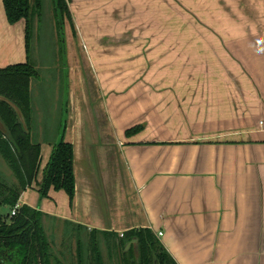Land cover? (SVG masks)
Instances as JSON below:
<instances>
[{
  "label": "crops",
  "instance_id": "1",
  "mask_svg": "<svg viewBox=\"0 0 264 264\" xmlns=\"http://www.w3.org/2000/svg\"><path fill=\"white\" fill-rule=\"evenodd\" d=\"M69 9L64 63L43 76L26 21L11 25L0 0V70L31 64L41 105L48 78L58 104L69 87L74 201L53 189L42 198L35 181L18 205L96 241L151 230L177 264H264V123L253 121L264 118V0H70ZM43 108L31 125L43 133L40 182L59 141V107Z\"/></svg>",
  "mask_w": 264,
  "mask_h": 264
},
{
  "label": "trees",
  "instance_id": "2",
  "mask_svg": "<svg viewBox=\"0 0 264 264\" xmlns=\"http://www.w3.org/2000/svg\"><path fill=\"white\" fill-rule=\"evenodd\" d=\"M3 3L11 25L26 21V48L29 54L31 14L42 11L43 0H3ZM52 3L64 50L65 21L72 23L70 0H52ZM37 76V71L29 63L0 70V154L14 171L21 187V190L17 187L0 189V196L3 197L0 207L9 208L8 214L0 213V264H51V247L42 225L43 214L28 206H20L16 215L11 217L22 193L36 181L40 167L41 145L31 131L34 115L30 87ZM64 93L59 141L44 170L39 192L42 198H46L51 189L64 191L72 203L76 189L74 148L64 140L69 104L68 79ZM143 130V125L133 127L126 132V136L133 137ZM133 240L138 241L137 247L134 245L126 252V246ZM118 242L117 245L123 249L121 264H177L151 230L130 231ZM96 250L95 247L94 252ZM98 257L99 254L95 256L94 263L101 260ZM57 264L62 263L59 261Z\"/></svg>",
  "mask_w": 264,
  "mask_h": 264
},
{
  "label": "rangeland",
  "instance_id": "3",
  "mask_svg": "<svg viewBox=\"0 0 264 264\" xmlns=\"http://www.w3.org/2000/svg\"><path fill=\"white\" fill-rule=\"evenodd\" d=\"M39 14H41V16H39ZM39 14L37 11L31 14L32 40H31L29 56H30V62L33 65L35 64V61L33 60L37 58L39 59L40 62H42L43 69L41 71L44 76L46 74L53 73L54 68L56 66V61H58L60 65L63 64L64 62L62 63L60 60L62 58L61 52H60L62 49V44H61V38L59 34V27L57 25V21L55 18V12H54V6L52 3V0H43L42 11ZM37 19H40L41 21L39 25V29H36V25L38 27V24H36ZM53 22L56 23L58 34L54 32V28L52 26ZM75 43H79V42L75 40ZM70 44H72V42H70ZM67 70H69V68H67L66 71ZM90 71H91V74H90L91 79L94 82V79H97V74L93 68H91ZM112 74H113V71H112ZM108 86H114V85L109 84ZM54 88H55V84L53 83V80L48 78V82L42 85V94H44L46 97L43 99V105H41L40 101L35 99V96L37 98L38 95H35L33 93L31 95V98L33 97L31 106H32V109L35 110V113L37 110H40L42 106L44 107L43 110L49 114L53 113L54 109L59 107L57 111L58 113H60V115H58V118H57L56 128H57V131L60 133L62 129L61 114L63 112L62 108H63L64 99L63 97H61L62 100L59 99V104H58V102L53 97V95H55ZM62 88H63V85H59L58 95H63ZM36 89L38 92L39 88H36ZM93 90L96 93L95 96H97L98 98H96L95 100L91 99L90 100L91 105L95 109H100L102 107L101 105L102 101L100 99L101 96L99 92V86ZM33 91L35 92V86H34ZM254 91L255 90H252V94L254 93ZM30 94H31V87H30ZM235 94L237 95V91H235ZM238 103L239 101L235 100L233 108L235 111H237L240 114L241 111H240V106L238 105ZM249 118L252 119L251 117ZM256 120L258 122L262 121L264 123V118L262 117L254 116L253 121H256ZM153 122L156 125L158 124L154 120ZM177 124L178 123H176L175 126H177ZM58 132L52 133V136L54 138L55 137L57 138L58 135L60 136ZM33 134L35 138H40L43 133L37 132L36 134L35 133ZM50 134L51 133H49V135ZM39 175H40V172H38V175L36 178L37 184L41 183ZM1 187H4V188L5 187H17L18 190L19 189L21 190L20 183L18 181L17 176L15 175L14 171L10 168L8 163L5 161V159L2 157V155L0 154V189ZM2 199L3 197L0 196V202L2 201ZM8 212H9L8 207H5V206L0 207V213L2 215H6L8 214ZM42 225H43L45 236L47 237L48 242L51 247V255H52L51 264H57V262L59 261L62 264H121L123 249L117 245L114 238H110V237L103 238L99 236L96 241V238L94 237L91 238L90 236L88 237V235H86L85 233L76 232L73 226H71V224H67V225L63 223L61 224V223L51 221L45 218L43 219ZM95 247L97 249L96 252H94ZM91 252L94 253V256L92 255L93 258L91 257L90 260H87L88 254L89 256H91L90 254ZM97 254H99V257L101 258L100 260L101 262L99 261L98 263H94L93 259ZM80 256H82V262L80 261Z\"/></svg>",
  "mask_w": 264,
  "mask_h": 264
},
{
  "label": "built area",
  "instance_id": "4",
  "mask_svg": "<svg viewBox=\"0 0 264 264\" xmlns=\"http://www.w3.org/2000/svg\"><path fill=\"white\" fill-rule=\"evenodd\" d=\"M20 208V205H17L15 208H14V210L12 211V213H11V217H14L15 215H16V213H17V210ZM163 236V234L162 233H159V237H162ZM122 237H123V235H122Z\"/></svg>",
  "mask_w": 264,
  "mask_h": 264
},
{
  "label": "water",
  "instance_id": "5",
  "mask_svg": "<svg viewBox=\"0 0 264 264\" xmlns=\"http://www.w3.org/2000/svg\"><path fill=\"white\" fill-rule=\"evenodd\" d=\"M137 244H138V241L135 240V241H133V242H131V243L128 244L127 249L131 248L134 245L137 247Z\"/></svg>",
  "mask_w": 264,
  "mask_h": 264
}]
</instances>
